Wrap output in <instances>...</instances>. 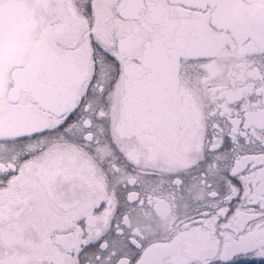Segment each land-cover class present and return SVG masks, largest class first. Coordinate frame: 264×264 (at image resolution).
<instances>
[{
    "label": "snow or ice",
    "instance_id": "snow-or-ice-1",
    "mask_svg": "<svg viewBox=\"0 0 264 264\" xmlns=\"http://www.w3.org/2000/svg\"><path fill=\"white\" fill-rule=\"evenodd\" d=\"M0 264H264V0H0Z\"/></svg>",
    "mask_w": 264,
    "mask_h": 264
}]
</instances>
